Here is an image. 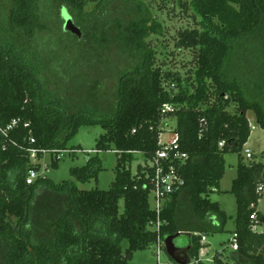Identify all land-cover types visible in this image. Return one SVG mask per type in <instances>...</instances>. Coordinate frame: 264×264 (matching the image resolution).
Returning <instances> with one entry per match:
<instances>
[{"label": "trees", "instance_id": "16d2710c", "mask_svg": "<svg viewBox=\"0 0 264 264\" xmlns=\"http://www.w3.org/2000/svg\"><path fill=\"white\" fill-rule=\"evenodd\" d=\"M159 2L154 10L146 0H0V264H129L135 251L173 236L197 258L201 237L224 229L229 216L208 197L224 175L223 155L247 142L248 112L264 129V0ZM170 7L194 23L174 37L192 53L183 76L157 64L148 41L166 32L156 12ZM64 11L79 35L64 30ZM165 104L173 110L162 114ZM167 118L187 158L184 184L166 200L156 232L152 168L130 167L133 153L147 160L160 148ZM82 125L104 129L97 152L115 151L109 189L40 176L27 185V171L40 169L28 150L37 159L51 150L56 167L57 152ZM95 161L73 177L97 179ZM262 171L261 163L239 162L229 190L238 249L223 248L215 264H264V230L252 229Z\"/></svg>", "mask_w": 264, "mask_h": 264}, {"label": "rangeland", "instance_id": "374dc122", "mask_svg": "<svg viewBox=\"0 0 264 264\" xmlns=\"http://www.w3.org/2000/svg\"><path fill=\"white\" fill-rule=\"evenodd\" d=\"M151 2L153 9L155 10L160 4L159 0H146ZM157 16L163 20L165 24V30L163 36L148 38L154 46L158 55L156 54L157 64L161 65L164 69L174 70V72L180 73L182 76L192 67L191 59L192 53L190 50L176 48L174 46L176 33L183 28H191L194 23L189 19L179 8H173L163 11L157 10ZM173 89L172 87H170ZM232 110V107L229 108ZM251 132L247 142L243 145L240 152L229 151L223 155L224 158V175L219 181L218 189L209 194L211 201H216L219 206L226 212L229 219L222 231H217L212 234L205 235L206 242L209 246L208 260L206 264H215L212 261V257L216 251L225 249L224 255L231 251L228 240L235 229L234 217L237 211L236 197L233 193L229 192L233 180L238 174V165L240 161L245 164H249L252 161L261 163L263 165V171L261 174V181L264 183V129L260 128L251 112L247 113ZM175 125L174 118H167L163 122V133L160 135L161 142H168L171 140L170 129ZM105 131L99 125H82L78 128L74 136L68 141L66 150L57 152L58 159L56 158L57 166L54 167V158H51V150L45 149L42 153V157L37 159H31L30 161L38 163L40 169L38 175L40 177H47L53 180L55 183H60L62 180H73L77 188L81 190H90L93 188L109 189L110 184L115 176V166L117 162V156L115 151H96L95 142L99 135ZM80 147V150H73V148ZM247 148L252 153V158L247 159L244 154V149ZM100 162L102 167L97 173V179L91 178L87 181H80L75 179L72 175L73 170L76 168H90L96 161ZM91 161V162H90ZM251 161V162H250ZM90 162V163H89ZM146 160L141 153H133V161L131 163V171L136 172L137 166H144ZM148 164V162H147ZM264 185V184H263ZM119 205L122 207L123 203L120 201ZM258 209L260 210V225L257 231L264 230V190L263 196L258 202ZM120 246L124 252L128 246L126 240H121ZM180 262V261H178ZM160 264H175L173 259L168 257L165 251H161L159 254ZM182 263V262H180ZM129 264H157L154 247H150L145 250L135 251L132 255Z\"/></svg>", "mask_w": 264, "mask_h": 264}, {"label": "built area", "instance_id": "2783aa9c", "mask_svg": "<svg viewBox=\"0 0 264 264\" xmlns=\"http://www.w3.org/2000/svg\"><path fill=\"white\" fill-rule=\"evenodd\" d=\"M173 110V107L169 104H165L161 110L162 114H165L166 112H170ZM14 124V121L12 122ZM250 125V122H249ZM10 127V126H8ZM251 128V127H250ZM171 132V140L168 142H161L160 141V135H159V141L158 144L161 145L160 148H158L155 152V154L150 158L146 160V163L144 166H148L152 168V176H151V191L149 193V205L150 209L153 210L157 216V221L153 226V229L158 232L159 231V214L162 211L164 204L166 200L169 198V195L177 190H179L183 184L184 180L182 176L179 173L180 166L184 163L185 159L187 158L186 153L181 152L179 149L178 144V136L176 133H173V128L170 129ZM224 142H220L219 146H223ZM46 151V150H45ZM42 150V153L45 152ZM29 158L33 159L37 158V150L34 148L29 149ZM244 154L247 159L252 158V153L249 149H244ZM59 156V155H58ZM148 162V164H147ZM38 171L34 168H30L25 176V183L27 185L33 184L35 180L38 178ZM258 191H263V186H259L257 188ZM251 219L255 218V214L253 213L250 216ZM254 231H256V225L252 227ZM237 234L235 232H232L230 239H229V247L231 250H237L238 244L236 240ZM154 251L156 255L157 264L159 263V254L161 251H165L168 254V257L173 259L175 262H178L180 264H198L199 261L207 262L208 260V252H209V246L206 242V237L202 236L200 239V249L198 252L197 258H189L188 262H185L187 260L185 258L183 259H175V251L176 248L173 246H168V250L166 248L165 242L157 239L156 243L154 244ZM220 251H216L212 257V261L215 255L219 253ZM222 256H219V259H221Z\"/></svg>", "mask_w": 264, "mask_h": 264}, {"label": "water", "instance_id": "95a60500", "mask_svg": "<svg viewBox=\"0 0 264 264\" xmlns=\"http://www.w3.org/2000/svg\"><path fill=\"white\" fill-rule=\"evenodd\" d=\"M62 16H63V19H64V24H63V28L65 31H70L72 33H76V34H80V31H79V28L74 24L71 16L69 14H67V12H63L62 13ZM186 234V233H184ZM174 236L173 237H170L168 238L166 241H165V245H166V248L168 250V246H173V247H177V244L175 243L174 241ZM188 251H189V247H186V259L185 262H188L189 260V256H188Z\"/></svg>", "mask_w": 264, "mask_h": 264}, {"label": "flooded vegetation", "instance_id": "af4514ba", "mask_svg": "<svg viewBox=\"0 0 264 264\" xmlns=\"http://www.w3.org/2000/svg\"><path fill=\"white\" fill-rule=\"evenodd\" d=\"M175 259H183L186 257V249L185 248H180L178 245L176 247V251H175Z\"/></svg>", "mask_w": 264, "mask_h": 264}, {"label": "crops", "instance_id": "0c3cea01", "mask_svg": "<svg viewBox=\"0 0 264 264\" xmlns=\"http://www.w3.org/2000/svg\"><path fill=\"white\" fill-rule=\"evenodd\" d=\"M264 184V183H263ZM263 190H264V185H263ZM263 196V195H262ZM260 200V199H259ZM259 202V201H258ZM257 211L259 212V216H260V210L258 209V204H257ZM260 217H258V225H256V231H257V228L259 227V225H260ZM235 225V224H234ZM263 230V229H262ZM262 230H260V231H262ZM234 231V230H233ZM259 231V230H258ZM180 248H185L186 249V247H180Z\"/></svg>", "mask_w": 264, "mask_h": 264}]
</instances>
